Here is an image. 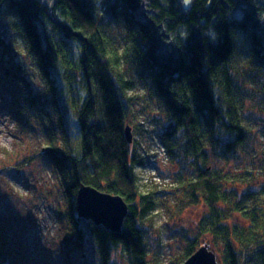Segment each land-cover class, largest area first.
Wrapping results in <instances>:
<instances>
[{"label":"trees","instance_id":"1","mask_svg":"<svg viewBox=\"0 0 264 264\" xmlns=\"http://www.w3.org/2000/svg\"><path fill=\"white\" fill-rule=\"evenodd\" d=\"M110 17L126 23L124 45ZM140 81L142 107L156 101L167 120L157 139L179 165L176 183L207 206L178 264L206 235L219 264H264V157L257 161L253 145L264 113V0H0V86L22 131L43 125L40 154L68 200L62 239L71 264L78 253L83 264L91 255L121 264L118 253L148 264L143 222L156 200L140 190L142 158L125 134ZM240 159L248 163L219 164ZM81 184L123 197L121 232L78 216Z\"/></svg>","mask_w":264,"mask_h":264},{"label":"rangeland","instance_id":"2","mask_svg":"<svg viewBox=\"0 0 264 264\" xmlns=\"http://www.w3.org/2000/svg\"><path fill=\"white\" fill-rule=\"evenodd\" d=\"M110 19L113 23V17ZM125 24L114 22L111 29L112 36L122 45L127 41ZM141 83L131 91L135 93L131 134L142 158V165L137 168L140 190L151 193L156 200V210L143 222L147 262L178 264L186 251V236L198 234L199 221L207 206L203 201L188 200L186 190L176 183L173 171L179 165L163 151L157 139L167 120L156 113V101L151 100L147 107H142L140 98L145 97L147 88ZM7 96L5 88L0 86V264H71L62 239V232L70 223L68 200L55 165L40 154L47 140L43 125L22 131ZM260 114L258 124L254 125L257 161L264 157V113ZM28 155H34L33 161L20 166L18 162L28 159ZM243 159L219 160V164L225 169H236L248 163ZM6 237L10 238V244L5 242ZM13 238L20 242L22 255H16L15 251L13 254V248L19 247ZM200 242L209 244L216 252L209 235L202 236ZM85 249L84 253L90 255L92 246ZM82 254L78 253L75 264H83ZM91 258L93 264H98L96 255ZM116 260L127 264L119 253Z\"/></svg>","mask_w":264,"mask_h":264},{"label":"water","instance_id":"3","mask_svg":"<svg viewBox=\"0 0 264 264\" xmlns=\"http://www.w3.org/2000/svg\"><path fill=\"white\" fill-rule=\"evenodd\" d=\"M129 142L132 141L131 127L125 130ZM78 216L103 225L108 230L121 232L128 214V204L120 195L102 192L91 185L81 184L77 195ZM183 264H219L216 252L209 244H203Z\"/></svg>","mask_w":264,"mask_h":264},{"label":"snow or ice","instance_id":"4","mask_svg":"<svg viewBox=\"0 0 264 264\" xmlns=\"http://www.w3.org/2000/svg\"><path fill=\"white\" fill-rule=\"evenodd\" d=\"M188 2V0H185V3H187Z\"/></svg>","mask_w":264,"mask_h":264}]
</instances>
